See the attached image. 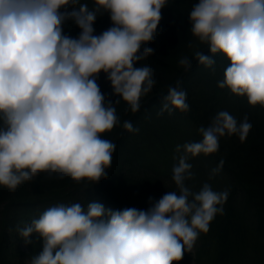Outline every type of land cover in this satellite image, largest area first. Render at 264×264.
<instances>
[{
  "label": "clouds",
  "instance_id": "clouds-1",
  "mask_svg": "<svg viewBox=\"0 0 264 264\" xmlns=\"http://www.w3.org/2000/svg\"><path fill=\"white\" fill-rule=\"evenodd\" d=\"M168 2L94 0L89 9L80 0H0V186L14 191L41 172L77 183L107 178L116 145L102 137L120 123L115 105L121 99L136 113L156 84L152 68L135 65L153 55L151 47L140 49L154 41ZM105 13L112 26L96 35L94 24ZM67 21L81 30L78 37L64 34ZM189 21L199 43L230 61L218 87L264 106V0H198ZM195 58L209 68L215 64L201 51ZM178 63L191 67L187 56ZM101 72L120 97L115 103H106L101 92ZM179 83L163 98L161 114L190 110ZM123 128L138 131L130 121ZM251 128L246 115L238 123L228 111L218 112L198 129L200 141L177 145V153L183 150L173 167L178 191L149 197L147 210H105L97 202L49 207L18 229L25 245L33 234L43 240L42 251L26 264L179 262L223 214L228 198L227 190L214 191L207 183L198 192L186 186L193 178L189 155L216 153L225 135L243 142Z\"/></svg>",
  "mask_w": 264,
  "mask_h": 264
},
{
  "label": "trees",
  "instance_id": "trees-1",
  "mask_svg": "<svg viewBox=\"0 0 264 264\" xmlns=\"http://www.w3.org/2000/svg\"><path fill=\"white\" fill-rule=\"evenodd\" d=\"M193 1L198 0H169L161 10L162 19L154 41L143 44L140 49L142 52L144 47H151L153 55L137 62L135 67L148 66L153 71L169 67V73L173 71V67L179 64L181 53L196 39L191 35L189 21ZM80 3L87 4L89 9L94 8V0H80ZM111 26L108 13L98 16L94 24L95 34L99 35ZM80 31L71 21L63 25L64 34L73 38L78 37ZM198 51L212 56L215 60L213 67L200 64L195 52L184 53L191 67L187 70L179 67L172 76L174 79L171 77L168 83H159L153 73L156 84L148 96L141 97L139 111L132 113L122 99L115 105L120 123L102 137L116 145L111 166L106 169V179L92 184L89 181L77 183L69 177H50L41 172L14 191L0 186V264H26L31 256L39 255L43 248L42 238L33 234L30 237L32 243L25 245L18 229L31 224L51 206L80 202L86 207L97 202L105 210H147L149 197L154 200L162 197L161 190L171 187L173 167L167 170L159 157L155 156V162L151 161V155L155 143L174 131L164 119L170 115L179 116L192 122L198 132L201 126L207 127L212 118L226 108V92L216 86L224 79L230 61L222 53L211 54L207 44H202ZM178 82L179 87L187 91L186 102L190 110L181 112L172 108L171 114L168 111L161 114L163 98ZM97 83L106 103L120 99L113 94L103 72ZM162 86L166 87L163 89ZM258 111L264 113V107L240 101L233 115L238 123L245 115L248 117L252 128L246 139L242 142L238 135H225L220 138L219 150L208 155L206 160L212 169L223 161L219 173L226 182L222 191H228L224 212L210 222L207 242L205 239L201 242L200 238L193 253L185 251L183 258L173 264H264V115L260 116ZM124 121H130L138 131L124 129ZM199 137L198 141L202 139L200 134ZM182 154L178 153L176 159ZM191 190L199 191L193 187Z\"/></svg>",
  "mask_w": 264,
  "mask_h": 264
},
{
  "label": "rangeland",
  "instance_id": "rangeland-1",
  "mask_svg": "<svg viewBox=\"0 0 264 264\" xmlns=\"http://www.w3.org/2000/svg\"><path fill=\"white\" fill-rule=\"evenodd\" d=\"M197 2L198 1H193L192 3H190V5L192 6ZM192 45L194 46L186 48L181 53L180 58L185 56L184 53L191 54L193 52L198 51V49L202 46V44L199 43L197 39H195L192 42ZM179 67H181L179 64L176 67H173V71L171 73H169L171 71L169 67H166V69L164 67H161L159 70L153 71V73H155L159 83H168L171 77L174 75L175 71ZM172 79H174V77H172ZM166 86H162L163 89ZM216 87H218V82ZM222 90L226 92V96L224 99V102L226 104L225 111H228L231 115L235 113L237 109V104H239L240 101L248 102L246 97L236 96L232 94L228 88H224ZM184 91L187 92L186 90ZM256 106H261V105L257 104ZM258 113L260 116L264 115V113L262 112L258 111ZM165 121H167V124L170 127V129L174 128V131L171 133V135L175 136V138H173L171 135H167L166 138L161 142L157 141L154 145V152L151 155L152 156L151 161H154L153 158L157 156L159 157V161L163 164V166L167 170H169L171 167H174L175 165L178 164V158L176 159V155L178 154L176 151L177 145H184L190 142H197L200 139V137L197 130L195 129V126L189 120L182 119L179 116L170 115L167 117V119L166 118L164 119V122ZM174 139H175V144L173 143ZM202 155L204 154H199V157L196 156L192 157L191 155H189L187 162L190 163L191 165L193 163L191 169V171L193 172V178L191 180L185 181L186 186H188L190 189L193 187L196 188V190H200L202 186L207 183L211 186L212 189H214V191L220 192L224 190L226 186V182L224 178L219 173H216L215 175L212 174L213 169L211 168L212 167L211 163L208 160H206V158ZM199 162H201V165H199ZM153 181H155V178H153ZM199 237L201 238V242L203 239H205L207 242L208 234L203 233ZM193 250H196V243L194 244L191 251ZM204 257L206 258V255Z\"/></svg>",
  "mask_w": 264,
  "mask_h": 264
},
{
  "label": "bare ground",
  "instance_id": "bare-ground-1",
  "mask_svg": "<svg viewBox=\"0 0 264 264\" xmlns=\"http://www.w3.org/2000/svg\"><path fill=\"white\" fill-rule=\"evenodd\" d=\"M148 185H150V184H148ZM152 186V185H151Z\"/></svg>",
  "mask_w": 264,
  "mask_h": 264
}]
</instances>
